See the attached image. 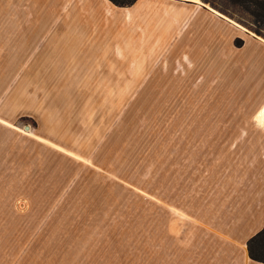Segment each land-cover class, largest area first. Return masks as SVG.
Instances as JSON below:
<instances>
[{"label":"rangeland","instance_id":"374dc122","mask_svg":"<svg viewBox=\"0 0 264 264\" xmlns=\"http://www.w3.org/2000/svg\"><path fill=\"white\" fill-rule=\"evenodd\" d=\"M64 2L73 24L79 8L83 22L99 25L92 37H103L97 49L105 51L73 56L70 78L55 74L52 94L39 96L49 112L16 122L22 131L27 125L50 133L70 153L33 140L0 145L9 173L18 172H0V264H145L146 249L159 252L162 137L236 134L238 128L209 129L203 122H237L242 95L264 96L255 80L264 73V25L227 0ZM202 8L231 21L224 19L230 46L215 40L229 30L200 14L189 12L182 27L181 11ZM186 146H198L186 159L206 183L207 151ZM152 256L148 264H158Z\"/></svg>","mask_w":264,"mask_h":264},{"label":"crops","instance_id":"0c3cea01","mask_svg":"<svg viewBox=\"0 0 264 264\" xmlns=\"http://www.w3.org/2000/svg\"><path fill=\"white\" fill-rule=\"evenodd\" d=\"M64 1L0 0V145L5 148L16 139L21 145L33 140L30 143L70 153L57 145L50 133L33 131L30 126L22 131L16 123L22 116L38 119L41 111L49 112L48 105L41 108L44 104H40L39 96L52 94L49 80L55 74L70 78L73 56L83 52L97 56L105 51L103 46L100 52L97 49L103 37H92L99 25L83 22L85 10L79 8L73 24L72 9ZM207 9L181 11L180 24L183 27L184 22L188 23L189 12L200 14L229 30L228 36L219 34L215 40L230 46L233 33L229 20ZM57 16L61 23L53 22ZM96 70L93 73H98ZM255 80L264 85V73ZM41 81H46L45 87ZM240 100L237 106L241 119L237 122H203L209 129L238 128L236 134L216 136L209 131L199 137H162L159 252L148 254L146 249L145 264L152 261V255L158 257V264H264L250 258L247 249L249 238L264 226V96L248 101L242 95ZM47 116L44 118L49 120ZM188 124L180 122L177 126H191ZM191 143L202 144L207 151L206 183H201L202 174L195 168L196 163L186 159H193L198 149L186 146ZM181 155L185 157L183 170ZM46 157L44 161L49 163V155ZM0 159L1 174L18 173H9L13 170L9 169L8 159Z\"/></svg>","mask_w":264,"mask_h":264},{"label":"trees","instance_id":"16d2710c","mask_svg":"<svg viewBox=\"0 0 264 264\" xmlns=\"http://www.w3.org/2000/svg\"><path fill=\"white\" fill-rule=\"evenodd\" d=\"M119 6L130 5L135 0H111ZM210 3V0H205ZM230 4L245 10L254 20V24L264 25V0H227ZM237 44V43H236ZM238 45V44H237ZM247 249L250 258L264 263V226L249 238Z\"/></svg>","mask_w":264,"mask_h":264},{"label":"water","instance_id":"95a60500","mask_svg":"<svg viewBox=\"0 0 264 264\" xmlns=\"http://www.w3.org/2000/svg\"><path fill=\"white\" fill-rule=\"evenodd\" d=\"M28 126L26 125V128H27Z\"/></svg>","mask_w":264,"mask_h":264},{"label":"bare ground","instance_id":"6f19581e","mask_svg":"<svg viewBox=\"0 0 264 264\" xmlns=\"http://www.w3.org/2000/svg\"><path fill=\"white\" fill-rule=\"evenodd\" d=\"M196 1H198V0H196ZM263 120V119H262Z\"/></svg>","mask_w":264,"mask_h":264}]
</instances>
